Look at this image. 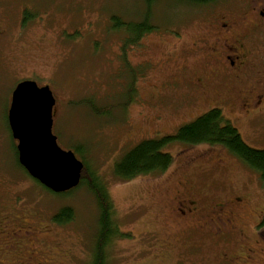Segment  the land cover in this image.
Returning <instances> with one entry per match:
<instances>
[{
	"label": "rangeland",
	"instance_id": "1",
	"mask_svg": "<svg viewBox=\"0 0 264 264\" xmlns=\"http://www.w3.org/2000/svg\"><path fill=\"white\" fill-rule=\"evenodd\" d=\"M225 1H215L218 16ZM211 12L197 0H0V264H90L99 226L86 184L57 193L19 165L8 109L23 79L50 86L59 145L107 185L116 220L107 264H264V184L221 145L172 143L161 175L124 181L114 171L144 139L176 134L215 107L264 148V103L243 107L209 80L210 55L199 47ZM142 22L154 28L124 48ZM64 206L73 220L53 221Z\"/></svg>",
	"mask_w": 264,
	"mask_h": 264
},
{
	"label": "trees",
	"instance_id": "2",
	"mask_svg": "<svg viewBox=\"0 0 264 264\" xmlns=\"http://www.w3.org/2000/svg\"><path fill=\"white\" fill-rule=\"evenodd\" d=\"M148 15L146 16L149 20ZM153 28L154 26H149L147 22L131 25L128 28L130 30L129 35L124 39V48L128 43L139 41L142 36L151 32ZM145 71H147L146 66H143V76ZM132 90H134V86H128V91ZM132 98L133 96H131ZM87 103L92 111L97 114L109 113L108 106L101 107V110L93 100H89ZM9 127L12 131L11 125ZM175 142L186 145H196L203 142L211 145H221L248 168L256 171L264 184V148L257 149L249 146L243 140L237 127L231 121L225 119L223 110L219 107L212 108L195 120L180 126L176 134L165 135L160 139H144L116 160L114 165L115 174L124 181L139 175L164 174L171 167L174 160L173 155L166 148ZM15 147L18 163L24 168L19 162L17 146L15 145ZM33 179L40 182L37 178L33 177ZM80 184L88 186L89 190L95 195L99 208V226L95 235L90 264H107L106 247L116 236L113 201L103 178L97 172L91 171L86 162H84ZM73 189L75 188L60 193L69 194ZM74 216L75 213L72 207L64 206L53 215L52 219L57 223H68L73 220Z\"/></svg>",
	"mask_w": 264,
	"mask_h": 264
},
{
	"label": "flooded vegetation",
	"instance_id": "3",
	"mask_svg": "<svg viewBox=\"0 0 264 264\" xmlns=\"http://www.w3.org/2000/svg\"><path fill=\"white\" fill-rule=\"evenodd\" d=\"M198 1L209 4L215 17L209 20L204 45L199 47L210 55L207 71L211 84L215 83L213 87L232 98L241 102L246 100L243 107L249 102L252 106L261 105L264 103V69H260L264 64V0H237L239 7L236 11L228 9L226 3L233 0H227L222 3L228 12L220 16V13L216 14L217 8H221L215 4L216 0ZM180 210L186 216V210Z\"/></svg>",
	"mask_w": 264,
	"mask_h": 264
},
{
	"label": "water",
	"instance_id": "4",
	"mask_svg": "<svg viewBox=\"0 0 264 264\" xmlns=\"http://www.w3.org/2000/svg\"><path fill=\"white\" fill-rule=\"evenodd\" d=\"M56 98L49 85L19 81L8 112L12 135L19 140V162L50 190L60 193L81 182L84 161L63 149L53 132Z\"/></svg>",
	"mask_w": 264,
	"mask_h": 264
}]
</instances>
